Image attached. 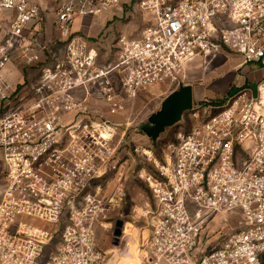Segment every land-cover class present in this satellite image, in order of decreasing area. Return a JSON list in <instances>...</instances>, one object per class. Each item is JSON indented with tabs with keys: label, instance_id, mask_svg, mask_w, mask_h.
<instances>
[{
	"label": "built area",
	"instance_id": "built-area-1",
	"mask_svg": "<svg viewBox=\"0 0 264 264\" xmlns=\"http://www.w3.org/2000/svg\"><path fill=\"white\" fill-rule=\"evenodd\" d=\"M133 2L150 25L99 64L78 24ZM48 32L57 39L45 42ZM225 49L264 64V0H0V264H107L96 229L127 199L123 151L110 163L107 121L77 116L91 93L117 113L124 97L180 86L196 58ZM11 65L37 68L36 83L13 84ZM190 112L198 123L161 159L135 149L133 177L152 199L137 264H264V78ZM219 215L239 216V228L201 251Z\"/></svg>",
	"mask_w": 264,
	"mask_h": 264
},
{
	"label": "rangeland",
	"instance_id": "rangeland-1",
	"mask_svg": "<svg viewBox=\"0 0 264 264\" xmlns=\"http://www.w3.org/2000/svg\"><path fill=\"white\" fill-rule=\"evenodd\" d=\"M151 19V16L145 14L134 2L131 5L125 3L121 8L111 10L106 16L85 20L81 24L83 29L78 34L93 41L98 48L99 64H104L115 59L116 44L121 37L128 39L141 37L143 31L150 25ZM44 37L45 42H50L57 39L58 33L48 32ZM52 49L54 46L49 44L45 49L44 57H47ZM29 68L25 72H28L30 76L37 73V68L33 66ZM263 78L264 64L244 65L240 55L225 49L217 54L196 58L180 86L153 88L133 99L124 97L122 100L124 109L117 113L109 112L108 106H104L103 110L81 113L77 116V120L107 121L110 127L108 130L112 136L109 147L115 152V157L110 163L113 161L115 164L121 154L124 156V176L121 182L124 184L127 199L121 207L112 208L105 212V215L100 216L99 220L102 221L96 229L100 246L109 254L107 264H137L138 255L142 250L140 248L142 240L148 236L145 214L149 209L148 204H152V199L147 186L133 177L134 171L139 167V160L142 159L135 149L140 148L141 155L145 150H153L161 159L167 146L174 142L181 132L189 130L199 121L190 111H187L181 121L167 127L156 140H153L143 131V127L149 124L150 116L160 111L167 96L182 86L193 87V106H197L225 99L229 93L244 85L247 79L249 84L256 88ZM25 83L31 88L36 80L26 78ZM33 96L32 92L30 98ZM121 140H123L122 143ZM3 174L4 166L0 151V180ZM109 180V194H111L119 184L117 174L110 172ZM119 219L124 221V227L120 240L116 242L114 228ZM239 219V216L235 215L216 216L203 231L200 250L209 251L217 246L226 234L237 231ZM124 257L128 259V262Z\"/></svg>",
	"mask_w": 264,
	"mask_h": 264
},
{
	"label": "water",
	"instance_id": "water-1",
	"mask_svg": "<svg viewBox=\"0 0 264 264\" xmlns=\"http://www.w3.org/2000/svg\"><path fill=\"white\" fill-rule=\"evenodd\" d=\"M194 105V89L191 85L180 87L172 92L162 103L160 111L152 114L149 124L143 127V131L153 140H156L167 127L173 126L182 120L184 113L192 110ZM124 221H116L114 238L118 242L123 233Z\"/></svg>",
	"mask_w": 264,
	"mask_h": 264
},
{
	"label": "flooded vegetation",
	"instance_id": "flooded-vegetation-1",
	"mask_svg": "<svg viewBox=\"0 0 264 264\" xmlns=\"http://www.w3.org/2000/svg\"><path fill=\"white\" fill-rule=\"evenodd\" d=\"M104 106H108L106 103H104L103 101L99 100L93 93L90 94V96L87 98L86 101V107L87 110L91 113L94 111H98V110H103ZM99 107V109H97ZM88 123L92 122V120H87ZM71 132V131H69ZM71 143V139L70 138H66L63 139V142L61 144V147H65L66 144Z\"/></svg>",
	"mask_w": 264,
	"mask_h": 264
},
{
	"label": "crops",
	"instance_id": "crops-1",
	"mask_svg": "<svg viewBox=\"0 0 264 264\" xmlns=\"http://www.w3.org/2000/svg\"><path fill=\"white\" fill-rule=\"evenodd\" d=\"M82 23L78 24L81 26ZM8 76L10 77V81L13 84H21L23 83L26 78L28 79L29 77V73L25 72V71H21V69L19 67H17V65H11L10 68L7 71ZM249 83L248 79L247 81H244V83Z\"/></svg>",
	"mask_w": 264,
	"mask_h": 264
},
{
	"label": "trees",
	"instance_id": "trees-1",
	"mask_svg": "<svg viewBox=\"0 0 264 264\" xmlns=\"http://www.w3.org/2000/svg\"><path fill=\"white\" fill-rule=\"evenodd\" d=\"M212 103H214V104L221 103V101H213Z\"/></svg>",
	"mask_w": 264,
	"mask_h": 264
},
{
	"label": "bare ground",
	"instance_id": "bare-ground-1",
	"mask_svg": "<svg viewBox=\"0 0 264 264\" xmlns=\"http://www.w3.org/2000/svg\"><path fill=\"white\" fill-rule=\"evenodd\" d=\"M125 258V257H124ZM125 260L128 262V259L125 258Z\"/></svg>",
	"mask_w": 264,
	"mask_h": 264
}]
</instances>
